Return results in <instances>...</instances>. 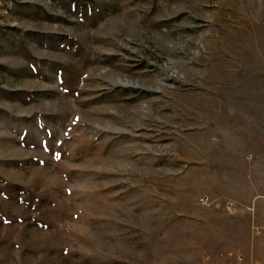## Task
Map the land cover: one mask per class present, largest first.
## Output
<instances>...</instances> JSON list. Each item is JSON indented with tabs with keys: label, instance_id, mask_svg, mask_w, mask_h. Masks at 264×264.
<instances>
[{
	"label": "rangeland",
	"instance_id": "374dc122",
	"mask_svg": "<svg viewBox=\"0 0 264 264\" xmlns=\"http://www.w3.org/2000/svg\"><path fill=\"white\" fill-rule=\"evenodd\" d=\"M263 150L264 0H0V264H263Z\"/></svg>",
	"mask_w": 264,
	"mask_h": 264
},
{
	"label": "crops",
	"instance_id": "0c3cea01",
	"mask_svg": "<svg viewBox=\"0 0 264 264\" xmlns=\"http://www.w3.org/2000/svg\"><path fill=\"white\" fill-rule=\"evenodd\" d=\"M251 170L247 174V184L244 186L245 192L252 194V199L255 202L257 213L264 211V150L263 154L253 153ZM264 225V219L258 220ZM259 243H264V235L259 238ZM264 253V252H263ZM260 259L264 264V254L261 253Z\"/></svg>",
	"mask_w": 264,
	"mask_h": 264
},
{
	"label": "built area",
	"instance_id": "2783aa9c",
	"mask_svg": "<svg viewBox=\"0 0 264 264\" xmlns=\"http://www.w3.org/2000/svg\"><path fill=\"white\" fill-rule=\"evenodd\" d=\"M210 203V200L207 196H204L201 199V204L208 206ZM225 210L227 212H231L233 210V205L231 202H226L224 204ZM251 232L255 237H259L264 234V225H253L251 227ZM229 256L233 258V264H244V261L242 259V256L238 253H230ZM257 264V263H256Z\"/></svg>",
	"mask_w": 264,
	"mask_h": 264
}]
</instances>
